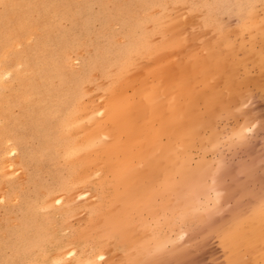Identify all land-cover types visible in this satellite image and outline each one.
Segmentation results:
<instances>
[{"label": "rangeland", "instance_id": "obj_1", "mask_svg": "<svg viewBox=\"0 0 264 264\" xmlns=\"http://www.w3.org/2000/svg\"><path fill=\"white\" fill-rule=\"evenodd\" d=\"M56 262L264 264V0H0V264Z\"/></svg>", "mask_w": 264, "mask_h": 264}, {"label": "bare ground", "instance_id": "obj_2", "mask_svg": "<svg viewBox=\"0 0 264 264\" xmlns=\"http://www.w3.org/2000/svg\"><path fill=\"white\" fill-rule=\"evenodd\" d=\"M213 61H214V60H213ZM208 70H209V69H208ZM208 74H209V73H208ZM194 75H195V74H194ZM175 76H176V75H175ZM180 80H181V79H180ZM170 83H171V82H170ZM167 84H168V83H167ZM176 85H177V84H176ZM168 86H169V85H168ZM177 87H178V86H177ZM170 90H171V89H170ZM163 92H164V91H163ZM173 94H174V93H173ZM125 95H126V94H125ZM171 96H172V95H170L169 97H171ZM174 96H175V95H174ZM119 97H121V96H119ZM122 97H123V96H122ZM154 97H155V96H154ZM119 99H121V98H119ZM152 99H153V98H152ZM150 100H151V99H150ZM153 100H154V99H153ZM172 100H173V99H172ZM178 100H179V99H178ZM113 101H114V100H113ZM129 101H130V100H128V101H124V100H123L124 104L127 102V105H128V102H129ZM167 101H168V100H167ZM149 102H150V101H149ZM151 102H152V101H151ZM159 102H162V101H159ZM159 102H158V103H159ZM119 103H120V102H119ZM119 103H118V104H119ZM131 103H133V102H131ZM118 104H117V105H118ZM156 104H157V103H156ZM119 105H120V104H119ZM127 105H124V106H127ZM153 105H154V104H153ZM153 105H152V106H153ZM157 105H158V104H157ZM174 105H175V104H174ZM124 106H123V103L121 102V108H122L121 110H123V109L125 108ZM154 106H155V105H154ZM123 107H124V108H123ZM140 107H141V106H140ZM126 108H127V107H126ZM129 108H130V104H129ZM133 108H134V106H133ZM119 109H120V107H119ZM162 109H163V108H162ZM165 109H166V108H165ZM130 110H131V109H129L128 111H130ZM128 111L126 110V112H128ZM140 111H141V110H140ZM130 112H131V111H130ZM163 113H164V112H163ZM181 113H182V112H181ZM126 114H128V113H126ZM132 114H134V112H133ZM135 114H136V113H135ZM179 114H180V113H179ZM173 115H174V114H173ZM176 115H177V114H176ZM128 116H129V115H128ZM133 116H134V115H133ZM131 117H132V115H130L129 117H127V115H125V114L123 115V113L120 114V112L116 111V110L114 109V107H113V109H112V111H110V113H109L107 119H108L109 122H112V123H113V122H116V121H118V122H119V121H122V119H125V118L130 119ZM175 117H176V116H175ZM175 119H177V118H175ZM125 120H126V119H125ZM136 120H137V119H136ZM179 120H180V119H179ZM126 121H127V120H126ZM126 121H125V122H126ZM129 121H130V120H129ZM131 121H132V120H131ZM131 121H130V122H131ZM118 122H117V123H118ZM125 122L122 123V124H124V126H125ZM130 122H129V123H130ZM134 122H135V120H134ZM119 123H120V122H119ZM132 123H133V122H132ZM132 123H131V124H132ZM136 123H138V122H135V124H136ZM122 124H118L117 126H119V125L122 126ZM126 125H127V124H126ZM128 125H129V124H128ZM133 125H134V124H133ZM117 126H116V127H117ZM122 127H123V126H122ZM126 127H127V126H125V127L123 128V130H121L122 133L126 131V129H125ZM134 127H135V126H134ZM120 128H121V127H120ZM128 128H129V127H128ZM128 128H127V129H128ZM130 128H132V127L130 126ZM175 128H176V127H175ZM134 130H135V129H134ZM134 130H133V131H134ZM128 131H130V130H128ZM128 131H126L127 134H128ZM135 132H136V131H135ZM130 133H131V131H130ZM130 133H129V135H131ZM132 133H133V132H132ZM133 134H134V133H133ZM137 134H140V133H137ZM96 135H97L96 133H95V134H92V135H90L88 138H89V139H94V138L96 137ZM134 135H135V134H134ZM131 136H132V135H131ZM129 137H130V136H129ZM136 137H137V136H136ZM136 137H135V138H136ZM115 138H116V137H115ZM117 138H118V137H117ZM130 138H131V137H130ZM130 138H128V139H130ZM132 138H133V136H132ZM126 140H127V139H126ZM130 141H131V140H130ZM136 141H137V140H136ZM128 142H129V141H127V143H128ZM134 142H135V141H134ZM130 143H131V142H130ZM132 145H133V144H132ZM137 145H138V144H137ZM116 146H117V145H116ZM111 147H112V146H111ZM121 147H123V146H121ZM139 148H140V147H139ZM142 149H143V148H142ZM142 149L140 148V150H142ZM130 150H132V149H130ZM138 151H139V150H138ZM118 152H119V151H118ZM130 152H131V151H130ZM132 152H133V151H132ZM132 152H131V153H132ZM131 153H130V154H131ZM111 155H112V154H111ZM132 155H133V154H132ZM126 156H127V155H126ZM126 156H125V157H126ZM129 156H130V155H129ZM121 157H122V155H121ZM127 157H128V156H127ZM142 157H143V156H142ZM144 157H145V156H144ZM123 159H124V158H123ZM127 160H128V159H127ZM119 161L121 162V160H119ZM123 161H124V160H123ZM113 163H114V161H113ZM122 163H123V162H122ZM104 164H106V163H104ZM131 166H132V165H131ZM108 167H109V166H108ZM114 167H115V166H114ZM117 167H118V166H117ZM121 167H122V166H121ZM132 167H133V166H132ZM152 167H153V166H152ZM152 167H151V168H152ZM154 168H155V167H154ZM106 169H107V168H106ZM125 170H126V169H125ZM121 172H122V171H121ZM88 175H89V174H88ZM124 175H125V174H124ZM132 175H133V174H132ZM139 175H140V174H139ZM113 176H114V175H113ZM122 176H123V175H122ZM133 178H134V177H133ZM115 179H116V178H115ZM106 181H107V180H106ZM126 182H127V181H126ZM114 184H115V183H114ZM137 186H138V185H137ZM137 186H136V187H137ZM123 189H124V188H123ZM126 189H127V188H126ZM126 189H125V190H126ZM125 190H123V191H125ZM122 194H123V193H122ZM128 197H129V196H128ZM117 198H118V197H117ZM119 203H120V202H119ZM139 204H140V203H139ZM117 205H118V204H117ZM134 205H135V204H134ZM141 206H142V204H141ZM141 206H140V207H141ZM145 207H146V206H145ZM110 209H111V208H110ZM110 209H109V211H110ZM115 209H116V208H115ZM124 209H125V208H124ZM139 209H140V208H139ZM144 209H146V208H144ZM113 211H114V210H113ZM140 211H141V210H140ZM106 212H108V211H106ZM104 215H105V214H104ZM115 215H118V214L115 213ZM257 216H258V215H257ZM131 219H132V218H131ZM104 222H105V221H104ZM121 226H122V225H121ZM88 227H89V226H88ZM241 229H243V228H241ZM91 230H92V229H91ZM99 232H100V231H99ZM252 233H253V232H252ZM98 235H99V234H98ZM98 235H97V236H98ZM249 235H250V234H249ZM107 243H108V242H107ZM106 246H107V245H106ZM251 246H252V245H251ZM140 250H141V249H140ZM152 250H153V249H152ZM255 259H256V258H255ZM87 264H88V263H87Z\"/></svg>", "mask_w": 264, "mask_h": 264}, {"label": "snow or ice", "instance_id": "obj_3", "mask_svg": "<svg viewBox=\"0 0 264 264\" xmlns=\"http://www.w3.org/2000/svg\"><path fill=\"white\" fill-rule=\"evenodd\" d=\"M249 131H250V129H249ZM56 264H58V262H56Z\"/></svg>", "mask_w": 264, "mask_h": 264}]
</instances>
